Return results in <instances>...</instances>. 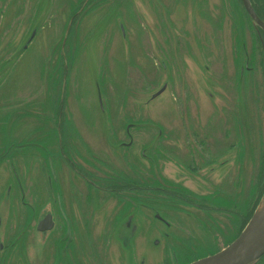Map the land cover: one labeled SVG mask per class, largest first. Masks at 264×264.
<instances>
[{
  "label": "rangeland",
  "instance_id": "374dc122",
  "mask_svg": "<svg viewBox=\"0 0 264 264\" xmlns=\"http://www.w3.org/2000/svg\"><path fill=\"white\" fill-rule=\"evenodd\" d=\"M18 1L20 3L12 0L6 8L0 6V11L4 10L3 14L0 13V45L7 50V61L4 64L8 79L6 91L9 94H16L17 100L24 101L25 108L31 99L36 100L37 98L40 100L43 98V101L41 100L38 105V128L36 129L37 136L34 138L27 137L28 135L31 136L34 130L22 121L21 115H24L23 113L16 116L15 112L9 111L7 115L8 138L19 137L22 140L17 142L19 146L18 155L21 154L23 158H41V169L38 174H35L34 179L30 163L28 164L29 175L26 176V173H24L21 177L24 187V199L27 201L23 200L25 202L23 208L27 209L28 203L31 205L33 203L34 213L37 217H42L47 212L46 205L52 199L47 188L49 187L52 192L53 190L57 192V185L53 180L59 178V176L61 182L64 180V176L60 172L58 158H64L67 151L72 158H82V156L88 154L82 139L90 142L89 146L92 148L94 155L99 154L101 158H116L112 155L119 151V143L112 139L116 132L115 128H117L120 142L123 140L122 137L128 124H145L156 127V129L153 128L154 130L150 131L151 137L154 138L150 141L152 145L146 149L148 155L146 158L152 164V180H158L159 183L161 177L165 175L162 170L159 171L158 165H161V163H158L155 159L158 154L163 160H167L164 167L166 176L170 180L175 179L171 176L182 174L180 164L189 163L192 159L181 158L187 153L191 156L192 138H188L186 143L187 153H185L186 147L185 143L181 141L182 135L173 130L175 129L174 121L170 120L172 114L168 115L170 122L166 117L167 111L174 110L178 106L180 98L176 92L184 93L186 88L183 85L179 66L181 65L182 74L191 82V87L206 102L211 101L213 103L208 93L206 94L207 90H211L210 92L217 96V104H221L222 100H225V102L230 101L235 92V76L238 77L239 83L241 81V73L238 70L236 73L234 72V69H238L240 64L236 67L233 61V42L236 38L234 24L235 18H237V22L239 21L240 16L238 14L242 12L240 6L237 5V12H232L230 16L226 15L224 36L223 32L221 34L222 43L218 45V49L216 48L221 56L217 63H213L209 58L210 51L204 45L202 47L194 45L191 49H184L183 54H181L178 51V46L170 47L167 42L165 46L160 42V47L157 49V46L154 45L156 42L154 38L141 36L140 32L144 30L162 29L167 26L164 20L160 24L157 23L160 15L159 13L153 15L146 0H94L93 5L89 3L90 0H76L74 4L72 0H54V17L46 19L45 28L38 31L36 21L40 4L38 2L35 5L29 4V9H33V11L28 15L19 16L21 11L19 5L22 6L25 2L23 0ZM212 1L217 3L219 0ZM263 1L261 0L262 3H264ZM85 3H89L88 11L84 12L75 21L74 28L76 31L71 36L65 51H63V34L67 32L68 26H71L72 18L79 10L80 4L83 6ZM75 4H77L76 10L74 9ZM117 10L122 13L118 14ZM173 10L175 11L174 7ZM259 10L264 12L261 6H259ZM20 13L22 14V11ZM1 15H3L2 18ZM51 19L54 23V29L49 31ZM223 21L224 18L221 19L222 26L224 25ZM142 23L144 26H139ZM237 24L239 26V23ZM246 24L245 40L248 42V46H251L256 35L248 19ZM84 29L90 30V32L93 29L92 35L85 38L83 36ZM33 34H35L34 37H32ZM80 34H82V40L79 39ZM216 35L219 36L218 33ZM76 40L79 42H76ZM75 43L81 45L74 47ZM160 54L162 57L161 62H159L161 59ZM105 58L106 61H104ZM64 59H67V74L65 73ZM128 59H133L132 67L127 65ZM239 61L242 60L238 57L236 62L239 63ZM139 67H141V72L139 75H135L136 69ZM123 68L128 69L126 77L133 76L128 82H125L124 77L121 75ZM213 70L216 71L217 86L220 83L223 85V83L228 82L225 95L222 91L216 90V88L213 89V86L210 85L209 80L212 78ZM248 80L246 90L250 92L254 90L258 93L255 76L254 80L251 77ZM162 86H167L166 92L154 97ZM106 97L110 103V110ZM101 102L104 108L101 107ZM59 104L60 106L63 104L65 108H63L64 111L60 109L63 115L60 123H58V108H61ZM54 114L55 121L52 119L51 122L49 117L51 115L53 117ZM54 122L55 125H53ZM134 129H132L131 134L137 131ZM36 132L34 131V133ZM139 132L143 133V131ZM232 134L233 132L230 131L227 138L225 134H215L213 144L215 146L210 150L214 156L226 153L230 158H237V162L232 164L229 171L226 169L228 164L223 165L227 156L225 158H215L218 160L214 162L216 166L213 168L214 173L212 175V171H210L212 166L204 169L201 163L203 162L202 158H197L201 163L197 167L199 173L202 174L201 177L205 179L213 178L216 190L226 192L223 193L221 201L230 206L236 207L238 205V209L240 208L243 213L245 209H251L250 204L252 202L242 204L241 199L235 196L238 195L242 184V189L245 187V180L249 191L253 188L255 182L258 184L259 177L264 173V158L243 159L238 158V155L246 151L248 156L255 157V154H258L256 156L263 155L264 157V144H260L250 134L251 139L245 149L242 144L231 140L234 137ZM13 142L11 139L7 143L9 156L16 152V147L11 145ZM139 145L140 143L135 141L133 147L129 150L130 153L135 152L136 155L141 156L142 149L139 148ZM138 156L137 158H139ZM171 160H177L180 163L177 165L175 162L171 163ZM243 161L244 167L242 169ZM139 162L144 164L142 160ZM54 172L56 178L53 175ZM245 172L246 177L243 176ZM8 176L10 178L14 177L12 175ZM36 178H39L44 185L46 184V188H39V184L34 185ZM31 183L34 187H31ZM84 184L78 175L73 177V187L70 181H67L65 188L73 193L72 203H81L82 194L87 191L83 186ZM221 184H225L223 190L220 187ZM184 185L191 190L202 191L201 184L195 178L190 179V182ZM18 187L20 188V185ZM76 188L78 191L80 190L78 195L75 192ZM211 190L209 189V191ZM19 193H15L13 188L12 201ZM160 202V199L152 200V206H156V208L147 211L146 214L138 206L134 208L133 212L131 211L134 220L129 221V224L133 226L143 225V228L146 226L148 232H151V236L143 238L142 234L139 233L136 242L129 239L128 245L123 246V250L121 249L122 253L127 255L125 256V264H134L133 261L131 263L132 256L130 254H132L136 245L138 246L137 253L140 256H134L136 264H141V260L146 261L145 251H149L152 255L156 254L154 242L158 240L162 242V239L158 237L160 234L164 237L181 236L183 234L192 235L196 236V240L199 241V227L194 224L193 217H184L186 222L183 221L182 225L177 223L171 226H168V223L166 225L162 224V221L158 218L159 214L154 218L155 213H162ZM27 213L23 215L24 222L27 219ZM149 213H151L150 218L147 217ZM189 213L197 214L194 210L189 211ZM93 215L92 217L96 220L93 224V230L98 233L100 240L106 243L103 250L100 249L95 253L91 252L95 255L99 264H106L107 261L109 262L107 264H121L120 259L118 261L114 257L117 252H120L117 250L119 243L114 238L122 241L123 233L126 235L130 233L128 229L122 231L129 220L127 219L128 216L119 219L118 224H116L115 215H107L105 210H101L99 213L95 212ZM86 216L87 210L83 212L81 225H85ZM173 220L175 222V216ZM233 231L230 237L232 239L226 243L220 235H216V237H219L216 242V238L215 240L213 237L211 240L207 238L209 246L205 249L204 254L224 249L236 237L237 232L234 228ZM85 234H87L86 231H83L81 237L86 238V244L90 241L94 246V241ZM207 243H203L204 248H206ZM88 261V264H95L94 260Z\"/></svg>",
  "mask_w": 264,
  "mask_h": 264
},
{
  "label": "flooded vegetation",
  "instance_id": "af4514ba",
  "mask_svg": "<svg viewBox=\"0 0 264 264\" xmlns=\"http://www.w3.org/2000/svg\"><path fill=\"white\" fill-rule=\"evenodd\" d=\"M11 1L12 0H0V6L6 8ZM23 1L25 3L22 6L18 4L22 11V14L20 13L21 11L19 12V16L28 15V13L33 11V9H29V4L35 5L36 2L40 4L39 11L37 12L38 19L36 24L38 26L37 31L39 29L43 30L45 28L44 23L46 19L54 17V0ZM205 1L204 11L209 14V17L213 19L216 17L220 20L216 25V30L209 25L204 28L206 32L204 35L207 42L213 45L216 40L218 45L222 43L221 34L223 32L224 36V28L227 20L226 15L230 16L232 12H237V5L241 8L242 12L238 14L240 16L239 21L237 22V18H235L234 28L236 31V38L233 42V61L236 67L240 64L238 69H234V72L236 73L238 70L239 73H241V81L239 83L238 77L234 75L235 92L230 101L225 102V100H222L221 104H217V96L213 95L212 92H210L211 90H207L206 94L208 93L213 103L211 101L206 102L203 97L191 87V82L185 78L184 74H182L181 65L179 66L183 85L186 88L184 93L176 92L180 98L177 109H183L184 106H187L192 112L193 107L198 106V110L201 113L205 111L204 113L208 117L205 122H201L200 124L190 127L183 125L180 129L176 127L173 129L182 135L181 141L185 143V153H187L186 143L188 142V138H192V145L190 146L192 149L190 153L191 156L187 153L185 156L181 157L192 159H190L189 163L180 164L182 174H175V176H171V178L175 179L170 180L168 176H166V169L164 167V163L167 160H163L159 154L158 157L154 154L157 157L155 158L157 162L161 163V165H158L159 171L162 170L165 175L161 177L162 179L159 183L158 180H152V164L149 162L148 158H146L148 156L146 154V149L152 145L150 141H152L154 137H151L150 131L156 129V127H150V125L145 124H128L122 137L123 140L120 142L117 135V128H115L116 132L112 139H114L116 143H119V151L112 155L116 158H101L99 154L94 155L92 153V148L89 146L90 142L83 139L82 142L88 154L82 156V158H72L67 151V153L64 154V158H58L60 172L63 174L64 180L61 182L60 176L56 178L55 172L53 173L56 178L53 182L57 185L58 191L55 192L53 190L52 192L49 187L47 188L52 199H50L51 201L46 205L47 212L44 213L42 217H37L34 213L35 208L33 203L32 205L28 203L27 209L23 208V204H25L23 200L25 199L24 187L21 181V177L24 173H26V176L30 173V170H28L29 163L32 169L31 172L34 173V179L35 174H38L41 169V158H23L21 154L18 155L19 146L17 142L22 140L19 137L8 138L7 115L9 111L15 112L16 116L23 113L24 115H21L22 121L31 126L36 132L38 128V105L41 100L43 101V98L40 100L37 98L36 100L31 99L25 108L24 101L17 100L16 94H9L6 91L8 79L6 75L7 69L4 64L7 61V50L0 45V264H88V260H94L95 264H99L93 253L100 249L103 250L106 242L101 241L98 233L93 230V224L96 220L92 216H94L93 214L95 212L99 213L101 210L107 211V215H115L114 220L116 224H118L119 219L128 216L127 219L129 220L127 223L125 222L126 224L124 223L125 226L122 231L128 229L130 233L128 235L123 233L122 241L114 238V240L119 243L117 250L120 251L117 252L114 257H116L118 261L120 259L121 264H125V256L127 255H124L121 249L123 250V246L128 245L129 239H133V241L136 242L139 233L142 234L143 238L151 236V232H148L149 230L146 226L143 228V225L133 226L129 224V221L133 219L131 211L133 212L135 210L134 208L138 206L146 214L147 211L156 208V206H152V200L154 199H160V205L162 206V213H155L154 218L159 214L158 218L162 221V224L166 225L168 223V226H171L177 223L182 225L183 221L186 222L184 217H193L194 224L199 227L200 238L198 239L199 241H197L195 238L196 236L192 235L183 234L181 236L172 235L164 237L160 234L158 237L162 239V242H159V240L154 242L157 251L156 254L152 255L149 251H145L144 257L147 259L146 261L141 260V264H192L223 250L221 249L219 251L204 254L205 249L209 246L207 238L210 240L212 237L214 240L216 238V242L219 238L216 237V235H220L221 238L225 239L226 243L232 239L230 237L232 232H234V228L237 235L227 244L225 247L227 248L242 234L264 195V173L259 177L258 184L255 182L250 191L245 180V187L242 189V184L238 195L235 196L241 199L242 204L252 202V204H250V206H252L251 209H245L242 213V210H240V208L238 209V205L236 207L230 206L221 201L223 193L226 192H220L219 189L216 190L213 178L205 179L201 177L202 174L199 173L197 165L199 166V164L202 163L204 169H208L212 166L210 167L212 175L214 173L213 168L216 166L214 162L218 160L215 158H225L227 156L226 153L216 156L212 155L210 150L215 146L213 145L215 134H225L227 138L230 131H232L234 137L231 140L242 144L245 149L251 139L250 134H252L260 144H264V110H262L264 109V30L258 26L251 17L243 0H221V2L219 0L217 3H214L212 0ZM93 2L94 0H90L89 3L93 5ZM249 2L256 16L264 23V12L259 10V6L264 9V3H262L261 0H249ZM16 3H20V1L16 0ZM89 3H85L83 6V2L80 4L79 10L77 11L78 14L76 13L73 16L71 26H68L67 32H64L63 51H65V47L68 45L71 36L76 31L74 28L75 21L84 12L88 11L87 8ZM77 4L74 5L75 10L77 9ZM24 6L26 9L22 10ZM216 7H218V9H216ZM163 9V14L167 18L172 17L174 13H178L179 16L182 13L181 6L178 3H176V7L174 8L175 11L173 10V6L170 8L169 6L163 5ZM0 13L3 14L4 10H1ZM117 13L121 14L122 12L117 10ZM1 17H3V15H1ZM185 17L186 26L190 28L194 14L191 11H186ZM222 18H224L223 26L221 22ZM247 19L256 35L254 43L251 44V46H248V42L245 40ZM237 23H239V26ZM171 25L173 32L176 33L178 26L176 28L173 27L172 22ZM53 29L54 23L51 19L49 31ZM207 32L210 33L211 38L207 35ZM216 33L219 34L217 38L215 36ZM90 35H92V31H83V36L85 38ZM79 36V39L82 40V34ZM76 42L79 41L76 40ZM167 43L170 47L175 45L172 42ZM79 45L81 44L75 43L74 47ZM154 45L159 49L160 46L157 42H155ZM183 50L184 49L178 47V51L181 54H183ZM155 57L157 58V56ZM238 57L242 60L239 61V63L236 62ZM106 60L105 58L104 61ZM161 61L162 57L159 62ZM64 64L65 73L67 74V59H64ZM211 75L212 78L209 80L211 87L213 86V89L216 88V90L222 91L225 95L228 82L225 84L223 83V85L220 83L217 86L216 71L213 70ZM254 76L258 93L254 90L251 92L246 90L247 81L249 82L248 79L251 77L252 80H254ZM140 79H142V77H140ZM166 90L167 86H162L154 97L163 94ZM108 106L110 110L111 107L109 102ZM60 107L61 108H58V123L62 122L63 115L60 109H63L64 105L61 104ZM49 118L51 122L52 119L55 121V114L53 117L51 115ZM214 120H217L215 127H213ZM53 125H55V122ZM132 129L137 131L131 134ZM34 131L31 136L28 135L27 137H36L37 132L34 133ZM139 131H143V133ZM11 139L14 141L11 145L16 147V152L9 156V147L7 143ZM135 141H138L140 143L139 148H141L142 151L144 150L143 153L141 151V156L136 155L135 152L130 153L129 151L133 147ZM256 155L258 154H255V157L248 156L245 151L242 154L240 153L238 158H264L263 155ZM137 156L139 158H137ZM197 158H202L203 162L200 163ZM140 160H142L144 164H141L139 162ZM224 160L226 162L223 165L228 164L226 168L228 171L232 164L237 162V158H230L229 156ZM172 162H175L177 165L180 163L177 160H171V163ZM243 167L244 161L242 162L241 168L243 169ZM8 175L14 177L10 178ZM77 175L85 183L83 185L85 190L87 189V191H84L82 194L84 197L82 196L80 199V204L71 202L73 193L65 188L68 180L73 187V177ZM243 176L246 177V172ZM228 177L230 178V176ZM192 178H195L201 184V192L191 190L184 185L190 182ZM38 184L39 188H46V184L44 185L40 182L39 178L35 181L34 185ZM18 185H20V188ZM26 185L28 186L27 182ZM31 185V187H34L33 183H31ZM224 186L225 184H221V189ZM13 188L15 193L20 192L17 194L16 198H14V201H12ZM209 189L212 190L209 191ZM75 192L77 195L80 194V190L78 191L77 188ZM86 210L87 218L85 219V225H81L83 222L82 215ZM193 210L196 211L197 214L193 215L189 213V211ZM25 213H27V219L24 222L23 215ZM174 216L175 222L173 220ZM147 217L150 218L151 213H149ZM127 225H131L133 229L130 230ZM83 231L87 233L85 236L90 237L92 241H94V246L90 241L86 244V238L81 237ZM40 242L41 244H39ZM205 242L207 243L206 248H204L203 244ZM217 246H219V244H217ZM91 251H93V253ZM137 251L138 246L136 245L134 251L130 254V256L133 257V260L131 257V263L133 261V263L136 264V262H134V256H139ZM139 257L137 258L138 260ZM137 259L136 261H138ZM107 263L109 262L107 261ZM255 264H264V255L260 257Z\"/></svg>",
  "mask_w": 264,
  "mask_h": 264
},
{
  "label": "bare ground",
  "instance_id": "6f19581e",
  "mask_svg": "<svg viewBox=\"0 0 264 264\" xmlns=\"http://www.w3.org/2000/svg\"><path fill=\"white\" fill-rule=\"evenodd\" d=\"M146 1L153 15L159 13L160 16L158 17L157 23L160 24L164 20L167 26L162 29H152L149 31L144 30L140 32L141 36H149L154 38L159 46H160V42L165 46H166V42L169 43L172 42L173 44L177 45L182 49H187V48L191 49L192 46L194 47V45H196L197 47H202L204 45V47L209 49L210 51V56H209L210 60L213 63H217V61L220 59L221 56L220 53L217 51L218 49L217 40L215 41L214 45L208 43L205 39L204 34L206 32L204 31V28L207 25H209L216 30V25L218 24V20L216 17L214 19L209 17V14L204 11V7L206 4L205 0H146ZM74 2L75 0H72L73 4ZM176 3H178L181 6L182 14L179 16L178 13H174L172 17H168V18L165 17L163 14L164 13L163 5L169 6L170 8L173 6L175 8ZM22 9H26L25 6L22 7ZM186 11H191L194 14L190 28L186 26V17H185ZM171 22L173 24V27L176 28L178 26V30H176V33L173 32ZM139 26L143 27L144 24L142 23ZM91 31H93V29H91ZM207 35L211 38L209 32H207ZM156 38H158V40H156ZM132 61L133 59H128L127 65L131 66ZM140 72H141V67L136 69L135 75H139ZM127 73H128V69L123 68L121 75L124 77L125 82H128L133 77L131 75L126 77ZM170 113L172 114L170 120L174 121V125L177 129H180L183 125L190 127L196 124H200L201 122H205V120L208 118L203 111L201 113L198 110V106H194L192 112L188 109L187 106H184L183 109L176 108L174 110H169L166 112L167 120H168V115ZM216 124H217V120H214L213 127H215Z\"/></svg>",
  "mask_w": 264,
  "mask_h": 264
},
{
  "label": "water",
  "instance_id": "95a60500",
  "mask_svg": "<svg viewBox=\"0 0 264 264\" xmlns=\"http://www.w3.org/2000/svg\"><path fill=\"white\" fill-rule=\"evenodd\" d=\"M243 2L256 24L264 30V23L256 16L249 0H243ZM34 35L35 34H33V36ZM100 101H102V99H100ZM100 104L103 108L102 102ZM127 227L131 230L133 229L131 225H127ZM263 255L264 195L249 224L230 246L213 256L202 258L192 264H255Z\"/></svg>",
  "mask_w": 264,
  "mask_h": 264
}]
</instances>
